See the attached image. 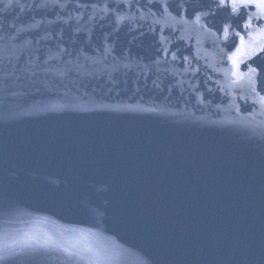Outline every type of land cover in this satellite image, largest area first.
Listing matches in <instances>:
<instances>
[{"label": "water", "instance_id": "1", "mask_svg": "<svg viewBox=\"0 0 264 264\" xmlns=\"http://www.w3.org/2000/svg\"><path fill=\"white\" fill-rule=\"evenodd\" d=\"M218 3L0 0V264H264V12Z\"/></svg>", "mask_w": 264, "mask_h": 264}, {"label": "snow or ice", "instance_id": "2", "mask_svg": "<svg viewBox=\"0 0 264 264\" xmlns=\"http://www.w3.org/2000/svg\"><path fill=\"white\" fill-rule=\"evenodd\" d=\"M239 4L241 6H249V5H256L258 6L262 12H264V0H219V3L217 4V7H233V11H236V5ZM200 21V15L197 14L195 17V20L193 21L194 23H199ZM225 34L228 32V28L225 27L224 29ZM236 35H239V33H236ZM241 40V45H244V37H240ZM264 50V49H260ZM251 55H255V52H252ZM229 59H232V57H229ZM235 62H234V67H235ZM234 76L237 74L235 71L232 73ZM256 74H257V69L253 67H249L248 72L245 74L248 83L252 86L253 91H255V84H256ZM260 101L264 102V97H260Z\"/></svg>", "mask_w": 264, "mask_h": 264}]
</instances>
